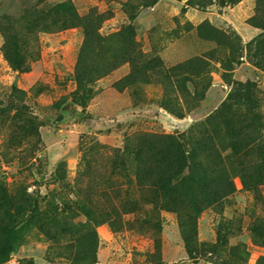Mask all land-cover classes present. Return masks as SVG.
Masks as SVG:
<instances>
[{"label": "rangeland", "instance_id": "1", "mask_svg": "<svg viewBox=\"0 0 264 264\" xmlns=\"http://www.w3.org/2000/svg\"><path fill=\"white\" fill-rule=\"evenodd\" d=\"M68 1L95 22L102 46L120 45L115 35L132 26L142 55L91 84L86 106L73 95L84 27L59 29L49 20L47 30L37 21L38 30L29 28L36 11ZM187 1L0 0V24L18 29L29 65L23 72L10 65L0 30V264H221L228 257H190L179 215L162 209V198L149 204L138 184L143 136L175 135L200 163L219 153L236 172L225 116L233 112L245 126L253 109L264 122V46L254 42L264 30L250 22L257 0ZM245 26L259 33L244 39ZM237 81L256 84L255 106L233 100L222 115ZM20 102L28 107L23 116L12 109ZM23 118L35 123L34 135L23 137ZM234 182L222 206L199 215L198 240L216 243L224 223L228 248L248 252L246 264H264V185Z\"/></svg>", "mask_w": 264, "mask_h": 264}, {"label": "trees", "instance_id": "2", "mask_svg": "<svg viewBox=\"0 0 264 264\" xmlns=\"http://www.w3.org/2000/svg\"><path fill=\"white\" fill-rule=\"evenodd\" d=\"M240 1L229 0V3L237 4ZM194 4H196L194 0L187 1L188 7ZM36 12L38 19L29 23L30 32L39 29V26H33L36 21L46 30L49 20L59 29L84 27L86 39L76 67L77 89L73 94L74 101L83 106L87 105L88 99L93 95L90 85L100 76L108 74L117 65L125 62L134 66L138 58L142 56L141 52H138L132 26L124 28L115 35V38H119L120 45L105 47L100 44L103 39L97 32L95 22L91 21L90 17H81L70 1L59 3L49 11ZM262 12H264V0H257L256 14L251 17L250 22L253 26L264 30ZM0 30L5 36L4 55L10 65L21 72L28 70L29 65L23 55L22 35L17 33L18 29L11 23L0 24ZM258 41L264 46V32L254 40V42ZM103 60L107 61L101 64ZM132 77L134 75L129 79ZM233 83L236 86L233 87V91L221 109L222 115H226L224 110L233 100L236 104L255 106L257 96L254 88L256 84L251 81ZM20 101L23 100L20 99ZM12 109H16L18 115L21 116L28 112V107L23 102H20V105H12ZM248 114L250 118L243 120L245 126L238 125L240 124L239 118L236 119L233 112L230 116H225L229 127L230 142L227 148H230L237 158V163L234 164L236 172H231L224 167L219 153L217 154L220 159H215L210 164L200 163L196 160L197 154L190 152L175 135H153L152 138L143 136L137 143L136 155L138 164H140L137 177L140 189L151 195L152 201H149V204L156 206L158 200L162 198L161 208L175 211L179 215L186 249L192 258L209 252L221 259L224 258L222 253L227 252L228 257L225 255L221 264L247 263L248 252L242 250L239 245L228 248L227 233L230 228L224 223L220 225L216 243L199 242L198 217L206 208L222 206L223 202L236 191L235 177L241 179L245 188L257 190L259 186L264 185V135L261 132L262 128L264 129L263 116L253 109H250ZM22 120L24 121L25 118ZM26 122L28 120L24 121L21 128L24 133L23 137L34 135L37 129L35 123L29 121L30 126H28ZM251 230L254 233L258 232L256 227Z\"/></svg>", "mask_w": 264, "mask_h": 264}, {"label": "crops", "instance_id": "3", "mask_svg": "<svg viewBox=\"0 0 264 264\" xmlns=\"http://www.w3.org/2000/svg\"><path fill=\"white\" fill-rule=\"evenodd\" d=\"M259 29L255 27L245 26L242 29V37L244 39H252L254 36H256L259 32Z\"/></svg>", "mask_w": 264, "mask_h": 264}]
</instances>
